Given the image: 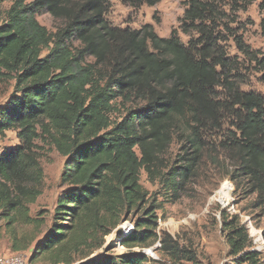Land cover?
I'll return each instance as SVG.
<instances>
[{
	"label": "trees",
	"instance_id": "1",
	"mask_svg": "<svg viewBox=\"0 0 264 264\" xmlns=\"http://www.w3.org/2000/svg\"><path fill=\"white\" fill-rule=\"evenodd\" d=\"M160 1L123 0L134 8L154 7ZM186 5L180 30L200 36L190 45L182 42L177 30L161 38L152 25L139 31L112 27L106 20L108 0H35L30 4L15 0L7 22L0 15V81L15 80L21 94L0 109V137L18 131L23 144L4 153L0 150V218L11 232L17 225L43 224L31 217L30 209L42 192L28 184L42 175L30 152L42 136L51 139L66 158L62 182L70 187L58 198L52 228L36 246L33 259L45 256L50 264H74L88 226L97 225L108 235L125 212L147 203L143 172L152 181L163 179L177 196L195 176L205 149L201 129L209 128L208 124L215 128L223 111L231 112L237 121L238 136L229 138L237 159L234 180H247L250 191L257 194L255 206L264 214V97L233 89L236 111L214 97L216 87L232 84L228 83L231 72L225 71L228 60L215 51L205 23L213 10L201 0H186ZM259 8L264 12V2ZM43 13L63 20L64 28L50 33L37 20ZM71 41L80 42L82 48L71 49ZM237 42L243 54L251 56L242 41ZM44 50L48 54L42 57ZM87 57L95 63L85 64ZM119 99L143 101L145 106L128 109L119 122L113 121ZM184 122L190 127L185 153L177 166L164 171L163 156ZM160 209L158 203L144 209L122 245L142 251L153 247ZM228 230L232 254L240 256L241 262L260 264V254L249 250L248 231L233 221ZM12 235L13 252L33 244H18ZM147 262L144 253L130 251L82 264Z\"/></svg>",
	"mask_w": 264,
	"mask_h": 264
},
{
	"label": "rangeland",
	"instance_id": "2",
	"mask_svg": "<svg viewBox=\"0 0 264 264\" xmlns=\"http://www.w3.org/2000/svg\"><path fill=\"white\" fill-rule=\"evenodd\" d=\"M35 0H25L30 4ZM212 7V14L206 25L212 35L215 51L221 52L228 60L231 72L228 83L232 86H218L214 97L233 109L231 95L233 89L245 93H255L264 97V12L259 6L264 0H201ZM15 0H0L2 22H7V14ZM109 9L106 20L114 28L139 31L146 25H152L161 38H169L172 32L178 31L182 42L190 45L191 40L200 36L194 32L187 36L180 30L181 20L187 9L186 0H161L154 7H131L123 0H108ZM37 20L50 33L55 34L64 28L63 20L50 14L38 15ZM237 40L251 51L246 56L240 50ZM71 49H81V43L70 42ZM204 46H199L201 49ZM48 54L44 50L42 57ZM95 59L85 58V64H94ZM107 71L106 68H103ZM219 70H222L219 68ZM231 88V89H229ZM15 80L0 81V109L7 107L15 99H20ZM117 111L112 120L119 122L129 109H140L145 106L143 101L124 103L115 101ZM235 107L232 111H236ZM221 121L215 128H203L200 131L205 149L201 160L195 168V176L174 194L165 186L163 179L150 180L143 172L141 185L148 193L146 204L140 209L125 212L119 226L106 234L107 230L87 227L84 234V245L74 256V264H82L106 255L121 256L133 252H142L148 257L145 264H247L234 256L228 243V224L236 222V226L244 227L250 238V251L260 254V264H264V214L255 206L257 194L252 193L244 178L234 180L237 174L236 152L230 149L229 138L238 136L235 124L237 121L231 112L223 111ZM179 131H175L168 152L163 156L166 169L178 165V160L185 151L186 137L190 127L180 123ZM183 130V131H182ZM41 133V131H39ZM23 145L18 138V131H8L0 137L2 153ZM227 147V149L225 148ZM31 156L37 161L42 175L39 179L29 181L30 186L40 188L42 194L35 204L30 206L31 217L40 219L41 226L17 225L12 232L7 222L0 218V254H22L32 264H50L47 257L33 259L35 248L50 232L53 215L61 194L70 187L62 182V174L66 158L51 143V139L42 136L34 141ZM191 152V151H190ZM158 203L159 228L156 232L157 241L151 248L129 250L121 240L135 229V222L142 217L144 209ZM17 243L33 244L21 252H13L14 239ZM166 247L167 250H163Z\"/></svg>",
	"mask_w": 264,
	"mask_h": 264
},
{
	"label": "built area",
	"instance_id": "3",
	"mask_svg": "<svg viewBox=\"0 0 264 264\" xmlns=\"http://www.w3.org/2000/svg\"><path fill=\"white\" fill-rule=\"evenodd\" d=\"M0 264H32L28 257L22 254H0Z\"/></svg>",
	"mask_w": 264,
	"mask_h": 264
}]
</instances>
